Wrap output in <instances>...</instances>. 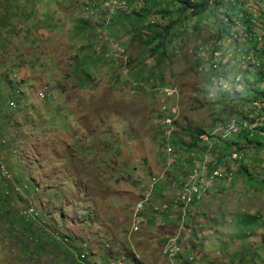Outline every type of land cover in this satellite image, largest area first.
Listing matches in <instances>:
<instances>
[{
    "label": "rangeland",
    "instance_id": "374dc122",
    "mask_svg": "<svg viewBox=\"0 0 264 264\" xmlns=\"http://www.w3.org/2000/svg\"><path fill=\"white\" fill-rule=\"evenodd\" d=\"M175 7L169 0H0V95L16 104L0 118V264H106L104 249L114 257L132 247L144 264H165L160 244L178 218L164 209L178 216L186 180L194 184L192 176L213 167L222 175L176 235L189 244L187 264H264V140L254 132L250 139L262 144L244 143L225 167L213 154L221 144L215 133L245 141L225 128L237 122V109L264 120V80L241 72L234 82L250 58L231 52L235 43L210 55L213 7L174 23L170 32L179 34L157 61L163 49L151 55L154 31L177 18ZM230 7L254 24L251 61L264 68V0H227L217 12ZM246 28L232 35L245 37ZM16 74L20 97L8 83ZM255 96L262 101L254 104ZM224 98L233 111L203 105ZM196 127L205 133L193 141ZM149 175L154 187L137 207ZM132 220L140 228L124 240Z\"/></svg>",
    "mask_w": 264,
    "mask_h": 264
},
{
    "label": "trees",
    "instance_id": "16d2710c",
    "mask_svg": "<svg viewBox=\"0 0 264 264\" xmlns=\"http://www.w3.org/2000/svg\"><path fill=\"white\" fill-rule=\"evenodd\" d=\"M226 1L227 0H169V2L173 3V5H176L175 11H177V16H176L177 18L175 20H172L169 24L165 25L161 31L160 30L154 31L155 35H153L154 36L153 39H159V40L156 44H153L152 47L151 46L149 47V50L152 52L151 55L153 56V54H156V50L159 47H162L163 50L157 55V57H156L157 61H159L165 55V53H164L165 49L167 48V44L168 45L171 44V40H173V38H172L173 34H176V36H177V34H179L177 32H175V33L170 32V29L174 23L175 24H181L185 20H188V19L193 18V17H198L200 19V17L203 14H206V11L208 9L210 10V8L213 7L215 9V10L213 9V11H214V14L216 15V25L218 26V28H216V31L213 35L214 36V44H213V47H211L212 48V54H210V55H213L214 49H217L218 47L221 48V44L223 46V43L226 40H228L229 43L230 42L235 43L237 46L235 45L234 49H232L231 52H234V51L243 52L244 55L247 56L246 58H248L250 55V58L247 59V61H249V62H247L248 66H245V68H243L244 65L243 66L239 65L236 68V72H237L236 76L241 75L242 74L241 72H246L249 75H252V73L254 72L256 77H258V80H264V68L263 67L260 68V62L256 61V63H253L251 61V60H253L252 59V57H253L252 53L258 48L256 44L252 43L253 42L252 37H253V33H254L252 27L254 26V24L249 22V20L246 17V14H245V16L242 15L239 17V13H238L237 8L230 7L228 9H226L225 11L217 12L219 6L220 5L224 6V3ZM165 10H167V9H165ZM263 14H264V12H263ZM238 19H240L239 20L241 22L240 25H239L240 22L237 21ZM238 26H246L247 27L246 29H248V30L244 31L245 37L241 36L239 38H236V36L234 34L232 35L231 29H235ZM246 32H247V34H246ZM139 35H140V32H139ZM167 36H171V37L167 38ZM153 39H146V41H145L146 44L150 45L152 43ZM165 41L167 42V44L165 43ZM240 42H242L245 45L250 43V45L242 48L241 45H239ZM219 44H220V46H219ZM209 60H210V62L213 61L212 58H210ZM211 63L212 64L209 67V70L211 71V75L214 77L215 80H221V78L218 77L217 69L214 68L216 66V64H214L213 62H211ZM256 66H259V67L256 68ZM242 76H243V74H242ZM243 78L246 80V82H249V78L246 75H244ZM208 80H210V79H208ZM238 80H240V78H238V79L236 77L234 78V82H236ZM260 94H262V99H264L263 91H259L258 96ZM258 96L251 98V101H253L254 104H256V102L258 100L262 101L261 99H256ZM203 105H208V106L212 107V109H215L216 107L219 108V107H221L220 105H224L225 107L222 108L223 109L222 113H224V111L227 110V108L230 111H233V107L230 106L229 104H227V101L225 100V98L224 99H218L216 101L205 100ZM243 105H244V103H243ZM255 108L256 107H254V109ZM258 110L259 109H257L256 111L258 112ZM235 112L237 114V116H236L237 122L231 121L229 123H226V126H225L226 131L231 132L230 135L234 134L236 136V138H238L239 135H245V141H235V140L227 141V140H224V138H225L224 136H218L215 133L214 145H216V143L217 144L221 143V144L216 146V150H214L215 148L213 147V150L215 151V153H213V154H217L218 160L216 162H217V164L220 163L219 166H221V167H225V165L227 166L228 157H230L232 159H236V157L234 158L232 155L235 154L237 151L242 150L243 149L242 145L244 143H247V144L248 143H256L257 145L262 144L260 140L250 139L251 136H253L254 132L257 136L262 137L264 140V120L263 119L260 122H256L255 121L256 119H250L248 117V115H245V113L241 109H237ZM214 113H215V111H214ZM3 115H5V113L2 114V117H3ZM224 119H225L224 115H221V117H220L217 114L214 117V120L217 121V124L219 123V125H218L219 127L224 125V123L221 125V122H224ZM2 127L3 126H0V128H2ZM233 131H234V133H233ZM204 133L205 132L202 128L196 127L193 130V132H191V137H192L193 141H196ZM223 135H225V133ZM209 140H210V137H209ZM209 140L207 142H209ZM1 144H5V142H2ZM202 146H203L204 150L210 151L209 146H207V144L205 146V143H204ZM233 146H235L236 150L234 149ZM1 150H2L1 153H3L4 149H1ZM213 168H215V167H213ZM239 168H242V167L240 166ZM246 170L248 171V169H246ZM262 175H263V173H262ZM263 180H264V178H263ZM203 182H206V181H203ZM183 194H186V190L184 191Z\"/></svg>",
    "mask_w": 264,
    "mask_h": 264
},
{
    "label": "clouds",
    "instance_id": "9594fccd",
    "mask_svg": "<svg viewBox=\"0 0 264 264\" xmlns=\"http://www.w3.org/2000/svg\"><path fill=\"white\" fill-rule=\"evenodd\" d=\"M19 1H22V0H19ZM104 4H107V2L105 1L104 2ZM116 5H112V7H115ZM151 25H154L155 24V21H152L151 23H150ZM148 27H149V24L147 25ZM25 62V60L24 59H20V64L21 63H24ZM239 66V65H238ZM17 75L18 74H16V75H13L12 76V78H9V80H8V83H9V87H12L13 88V92L16 94V96H22L23 94H22V92H21V89H20V83H21V81H20V79L22 78V77H20L18 80H16V77H17ZM236 78L238 79V78H240V75L239 76H236ZM8 92H9V90H8ZM25 95V94H24ZM36 95H37V97L39 98V96L41 97L42 96V93L37 89V92H36ZM1 98H4V99H1ZM15 102V98H6V97H3L2 95H0V118H2V114L4 113V112H6V110L7 109H15V106H16V104L14 103ZM1 126V125H0ZM0 130H1V128H0ZM1 141V143L2 142H5V139H1L0 140ZM2 151V150H1ZM234 155H236L237 157L236 158H238L239 157V155H237L236 153L234 154ZM221 167V166H220ZM1 169H3V165H1ZM216 170H218L219 171V169L218 168H213L212 170H210V171H206V175L205 176H201L200 175V177H208L209 175H211L212 173H213V171H216ZM220 172V171H219ZM2 175H5V176H8V173L6 172V170L4 171V172H2L1 173ZM220 174L222 175V173L220 172ZM226 174H228V176L229 175H231V172H229V173H226L225 172V174L224 175H226ZM220 175V176H221ZM196 175H194V176H192V179H194V177H195ZM216 177H219V176H216ZM215 177V178H216ZM214 178V179H215ZM198 179V177L196 176L195 177V181ZM213 179V180H214ZM142 180V179H141ZM213 180H212V182L210 183V185L204 190V191H206L207 189H209L210 187H212V183H213ZM148 184L147 185H145V184H141V188H142V191H141V200H139L137 203H136V206L138 207V203L140 202V201H144V200H148V197H149V193H150V191H151V189L154 187V183L153 182H155L156 181V178L155 177H151L150 175H149V178H148ZM149 182H150V184H149ZM191 181L190 180H186V184L184 185V188H183V190H182V192L184 193V191H185V189L186 188H189L191 185L189 184ZM204 191L201 193V195H200V198L198 199V198H196V196L194 197V199L188 204V205H183V202H182V200H181V203H180V210L178 211V213H179V215L178 216H176V215H174V213H172V214H169L168 213V207H165V214H168V216L169 217H175V218H178V220L176 221V222H174V223H171V224H168L166 221H164V220H162L161 221V223H166V224H168V229H170L171 227H173V226H175L176 224H179L180 226L179 227H175V229H173L172 228V230L171 231H168V229L165 231V234H166V237H165V239L167 238V236L168 235H171L174 231H176L179 235H180V238L182 237V232H183V230H184V218H185V216L192 210V209H194L196 212L194 213L195 214V216H196V213H197V211L199 212V209H198V203L200 202V200H201V198H203V196H204ZM182 195V194H181ZM181 195H180V199H181ZM155 208H156V206H154ZM135 212H134V214H138V213H140V210H134ZM132 222V224L129 226V228H128V230H127V232L125 233L126 234V236L125 237H123V239L125 240L129 235H131V234H133V233H135V232H137L138 230H139V228H140V226L139 225H137L135 222H134V220H132L131 221ZM133 225H136V226H138V229L137 230H133L132 228H133ZM162 228H164L165 229V227H162ZM184 244H186V245H188L189 246V244H187L186 242H184ZM109 244H105V246H108ZM185 246V245H184ZM126 249V248H125ZM121 249L120 250V252H124V251H128V252H132L133 254H135V255H137L138 257H139V252H137L135 249H134V247H132V250H129V249ZM105 250V252H106V254L108 255V257H109V260L111 259V258H113V257H110V251L111 250H113V249H110V250H107V249H104ZM120 252H118V253H120ZM162 253V252H161ZM86 254H87V252L85 251V249L84 248H81L80 250H79V258L80 259H82V258H84V257H86ZM164 257V256H163ZM165 258V257H164ZM108 260V261H109ZM107 261V262H108ZM137 264H144L143 263V261L139 258V260H138V263ZM165 264H166V261H165Z\"/></svg>",
    "mask_w": 264,
    "mask_h": 264
},
{
    "label": "bare ground",
    "instance_id": "6f19581e",
    "mask_svg": "<svg viewBox=\"0 0 264 264\" xmlns=\"http://www.w3.org/2000/svg\"><path fill=\"white\" fill-rule=\"evenodd\" d=\"M241 62L243 63V61H241ZM220 175H221L220 172L218 170H216V171H213V173L211 175H209L208 177H198V179L195 181L194 184H190L191 186L189 188L185 189L186 194L181 195V200L183 202V205H188L194 199L195 196L198 199L200 198L201 193L208 187V184L203 183V181H206V179L207 180H213L216 176H220ZM188 190H190V192H188ZM132 229L137 230L138 226L133 225ZM177 234L178 233L176 231H174L173 236L168 238V245L169 246L180 245L178 243L179 239H176ZM163 253L167 254L169 257H172L173 256V249H164ZM122 258L125 259V264H137L138 260H139V257L137 255L133 254L132 252L124 251V252L118 253V255H115L109 261L111 263H122ZM129 258H131L133 262H131V260H129ZM192 258H193V256H191V259Z\"/></svg>",
    "mask_w": 264,
    "mask_h": 264
},
{
    "label": "built area",
    "instance_id": "2783aa9c",
    "mask_svg": "<svg viewBox=\"0 0 264 264\" xmlns=\"http://www.w3.org/2000/svg\"><path fill=\"white\" fill-rule=\"evenodd\" d=\"M211 182L212 180L206 179V182L203 183H206L209 186ZM172 236L173 233L171 235H168L167 238L164 239L160 244L161 252L163 249H173V256L165 257L166 264H182L181 260H183V262H185L186 264L189 263V261H191L192 254L191 253H189L188 255L185 254V252L189 250V246L184 243L177 246H168V238ZM106 264H125V259L122 258V263H111L110 261H108Z\"/></svg>",
    "mask_w": 264,
    "mask_h": 264
}]
</instances>
